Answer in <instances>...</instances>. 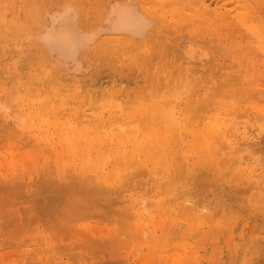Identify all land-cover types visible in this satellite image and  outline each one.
Segmentation results:
<instances>
[{"label": "bare ground", "instance_id": "obj_1", "mask_svg": "<svg viewBox=\"0 0 264 264\" xmlns=\"http://www.w3.org/2000/svg\"><path fill=\"white\" fill-rule=\"evenodd\" d=\"M156 1L157 2L161 1V2H159V4L162 3V4H160L161 6L159 4L157 5V7L160 6L161 11H162L161 7L166 5L165 4L166 2H169V4H170V5L169 4L167 5L168 7L170 6V9L166 8V6H164L166 8L164 13H163L164 18L166 17L165 14H167V12L170 10H171V13L173 14V15H171V17H174L175 12H176L175 13V16H176V14H178V12L180 11V9H178V8H171L173 4H175V3L177 4L178 0L177 1H175V0H155L154 2H156ZM170 1H173V2H171L172 4L170 3ZM180 1H183V0H180ZM191 1H194V2L196 1L195 3H198V5L200 4V6L196 9H194V11L186 13V15L191 18V20L194 17L200 18L201 16H204L207 14H213L212 19L219 22L222 20V18L220 20L219 17H223L224 14H228V13L231 14L232 12H234V14H232V15L235 16V18L237 19V22L239 21L244 26V28L250 30V32L252 33V35L254 36V39H255L254 44H255L256 49L261 51L262 55H264V23H261L262 21H264V8H262V6H264V5L260 6V8H262V13L260 12V14L262 16L261 15L259 16V13L257 12L258 15L256 14V16L254 17L253 14H251L253 12H251L250 8H252V9L257 8L256 6L252 7L255 5V3H254L255 0L251 1L254 4V5L251 4V6L247 5V3H244L245 0H237V3H234V1H232L235 4V6L228 5L229 7H231L229 9L227 8L228 7L227 4H229L230 1L221 2L222 0L221 1L219 0V2H217V3L221 2V4H216L215 0H191ZM191 1L189 0V2H188V0H187L186 3H184V1H183V4L181 3V5H184V4L186 5V4L190 3ZM259 1L260 0H258V2ZM2 2H4V0L1 1L0 4ZM152 2H153V0H152ZM249 3H250V1L248 0V4ZM178 4L180 5V2H178ZM215 4H216V6L213 8L212 5H215ZM234 4H232V5H234ZM64 5H65V3H64ZM64 5L62 6L63 9H60V10L57 9V10H54V12L52 14L50 13L51 15L49 16L48 23L47 24L44 23L45 25L43 24L44 25L43 28L42 29L40 28L41 30L38 33L33 32L32 27L30 26L31 22L27 23V24H22L19 21V19H17L18 17L16 18L18 10L17 11H16V9L13 10L14 9L13 8L12 10L16 12V15L14 14V16H11L12 18L15 17V22H16V20L18 22H20L19 24L16 22V24H17L16 26H15V23H12L8 20V18L12 19L11 17H8L6 15L8 18L7 19L4 18V14H2V11L4 13H6L4 11L6 9L5 8L3 9L4 6L2 7L3 10L1 9V12H0L1 13L0 14V46L1 47L2 46L6 47V45L11 44V43H17V41L20 38L22 33H30L32 31L33 35L32 36L30 34H28V35H30L32 37V38H30V40H31V43H33V46L37 49L36 51L39 52V54H44L45 55L44 57L45 58L48 57V58H46L48 60L51 58L54 62L53 64H48L47 63L48 61H47L44 64L40 61V63L32 62V64H30L31 62L26 61L28 63V65L30 64L29 67H31V68H28L27 65H24L22 63L24 66L21 65V67H20L18 79L16 78V81L13 85V86H15V88L12 86L15 89L14 91L9 90L6 92V89L9 86H5V85L3 86L4 81L3 80L0 81V131L2 132L4 130L5 131L4 133L7 132L6 135L8 134L7 136H5V134L2 133L4 139L7 137L6 139H9V141L12 142L11 139H13L15 137V135L22 134L23 135L22 137L26 136L24 139H26L27 137L29 138V139L27 138L28 143L26 142L25 143L26 145L27 144L29 145V141H30V145L33 143L34 145L36 144L38 147H41L40 149L39 148L33 149L34 147L35 148H37V147L36 146L33 147V144L30 147L27 146L29 148V150H30V148L33 147L30 151L29 150L27 151V154L24 151L18 152V151H15L13 149L10 151L7 150L8 153L11 155V157L10 156L4 157L5 156L4 151L6 149L2 152L4 154L3 158H5V159L3 160L4 161L3 162L1 160L2 157L0 158V166L6 162L5 164L8 167L7 166L5 167V165H4V167L2 166V168L0 170V199L8 197L10 194H14V193L17 194L18 191H21L19 193H22L23 191L21 190V188L17 187V184H18L17 181L20 182L19 179L23 178L24 180H21L20 183L24 182L23 184L25 187L29 186L30 181L32 183V180H31L32 179L31 178L32 171L34 169L36 171V168H37V170H38V168L42 169V167L48 169L49 166L47 167L46 165L50 160H53L52 158H54V160L49 162V163L53 164L55 162L53 165L55 166L56 174H58V178L61 180L64 179L63 173H65V170H64L65 166L68 164H73V165L75 164V166L79 168V169H77L78 175L80 174L81 176L82 175L84 176L85 172H90L89 175H88V173L87 174L85 173L86 176H84V177L87 178V175H88L87 181L85 180L86 178L82 179V177L80 175H79V179H81V180H79L78 177H76L77 176L76 175L75 176L76 179L73 177V179H71V181L69 183H66V184L64 183V185L60 184L62 186H59L58 190L56 189V192L62 193V195H59L56 197L53 195L47 196L46 198H47V200L49 199L48 203L50 204V206H47V208L49 207L52 209L51 210V211H53L52 214L57 213L59 215V217L61 216L60 217L61 222L65 221L68 223V221H69V226H74L76 229L71 228V227H70L71 229L67 228V229L71 230V231L68 230L69 231L68 233L72 232L73 235L72 234L71 235L74 236L77 241L79 240L80 243L84 244V245H82V246H84V249H86V247L88 246V248H90L91 250H92L91 247H93V245H91V247H89L90 245H88V244H90V242L92 244V242H93V240H91V238H94V236L91 237L92 235H95V237H96V235L97 236L99 235L102 237V240L105 236L110 237V239L111 238L114 239V238H116L117 235H119L118 232H116L117 235H115L114 230H112L114 233L111 231L110 233H107V235H108L107 236L106 233L104 232V229L100 225L95 224L96 225L95 227L98 226L97 227L98 229H97L95 227L93 228V225L90 226V223H89V228L85 229V228H83V225H82V227H79V229H78V227H77L78 222L76 225V224H73L76 221H74V222H71V221L73 219H76V216H77V220H78L80 215L87 213L88 210H89V213H92L93 211L95 212V210H96V214L98 212L103 213L105 216H107L109 214L107 216L108 219L110 217L113 218V216H115V215L116 216L114 218H116V219L121 216L120 217L121 220H124L125 223L129 222V225L127 223L126 224L130 227L124 226V228L125 227L129 228L128 231H130L131 236L129 235L130 236L129 240H127L128 235H127L126 241H125V239L124 240L122 239L123 245H122V242H121L122 240H121V241H119V242H121L120 246L118 243H112L111 244L112 246H110V247L114 246V248L118 247L121 249H122L121 245L124 248L127 247V248H125V250L126 249H127V251L129 250V256H132L134 259L137 258L136 255H139L137 253V251H139L138 248L142 247V248H145V250L147 249V251L142 253V255L140 254L141 258L138 257V258H140L139 263H141L143 260H145L142 262V264H151L153 262L154 263L157 262V261L156 262L152 261L151 258L153 256L155 257V254H156V256L160 255L159 253L158 254L156 253L159 251L157 247L161 245L160 241L164 240L167 242V240L164 239V237L166 236L165 233H167V235L169 237V240H168L169 244H171L173 241H175L174 238H176V237L173 236L174 237L173 238L171 236V234H173L171 228H173V225H174V224L171 225L172 223H175V225H176L177 224L176 222L182 223V221L190 222L191 220H193V223L188 224L189 226L186 225L187 227L192 226V231H193V229L196 228L193 225L195 223H198V222H196L197 220L201 222V224H202L201 226H204L205 225L204 223L207 221L208 217L212 218L216 215V219H220L222 217L221 215L224 214V213H221V211L225 212V214L223 216L228 217L227 220L233 216L236 220L237 216H240L239 215L240 213L237 216L236 215H231V217L227 216L233 212H235V214H237L238 212L236 213L235 210L231 211L232 209L228 212V209L230 208V206L227 205L226 202L221 200L219 197H216L217 196L216 193H215L216 194V196H215L213 191L207 190L209 185H207L205 177H203L202 175H199V173H197L196 171H195L196 174L193 173V171H191L192 174L195 175L196 178H194L192 174L189 175L187 173V169L189 167H187V165H186L189 163H186V162L189 161L188 158L191 157L192 154H194V151H197V150L199 151L200 148H202V150H204L203 148H206V150L209 152V154H208L209 160L212 161L211 158H215V157H217L216 155H220V154L225 155L226 157L229 156V159L231 157V159L234 160V163H233V160L231 161V165H232V163L234 165L232 167L233 169L235 167V169H237V171L243 172V173H240L242 176H244L245 173H249L248 175L253 179V181L255 183L260 184V185L264 184V177H262V174H264V170L259 171V173H255L256 171L259 170L258 166L260 165V162H255L254 158L252 157V153H251L252 150H250V149L254 148L255 144L258 143L256 139H258L259 137H262L261 135H258L259 133L261 134V132H258V130L262 127H260L259 129L257 128V130H256L255 124L254 123L250 124V121H251V119H253V117L248 120L247 116H245V114L248 115L246 113V111L249 109L251 110V108L249 106L245 107L246 109H244L243 114L246 117L244 119H247V120H241V124H240V126H238V122L233 121V117L235 118V116L232 115V113L240 108L239 103L234 102L232 98L228 99V97L225 95L221 98L216 99V100L213 98H212L213 100H211V98L208 99V96H203V97L199 98V100L202 103L209 101L208 104L206 103V105H209L210 108H211V106H213V105L216 106L217 104L219 106L214 107L212 110H209L210 111L209 113L200 114L197 117L194 116L193 112L196 111L195 107L194 108L192 107L191 102L189 101L188 98H186V96L182 97L183 95H186V94L184 93L183 90L178 88L180 86V84L178 83L179 78L177 81H174L175 86L171 85V82H169V83L163 82V80H166L167 75H165L164 78L161 77V75H159V74H161L160 72L162 70H160L158 66H152L153 62L151 63V61H149V59H146L145 55H142V53L140 54L138 52L137 53L129 52L132 49H135V44H137L135 37L143 36L153 22V19L151 20L152 17L150 18L148 16V13L143 8L139 7V5L136 3H132L131 0L130 1L129 0H123L121 2L115 0L113 3L110 4V7H108L107 11L105 12L103 19L101 18L100 22H98V23H95V21H94L95 24L91 25L90 27L83 26L79 21H77L76 16H75L77 13L75 14L74 13L75 10H72V8H73L72 5L67 4V3H66L65 7H64ZM24 6H22L20 8H24ZM186 6H188V5H186ZM31 7L33 8V5H31ZM151 7H153V6H151ZM155 7L150 8L151 11H153L155 9ZM188 7L192 9V6H188ZM8 8H9V6H8ZM25 8H27V7H25ZM28 8H30V7H28ZM186 8L187 7H185V11H187L189 9V8L188 9H186ZM31 9L29 10V12L31 11ZM25 10L27 11L28 9H25ZM183 10L181 12V15H183L182 13H184ZM235 10H236V13H235ZM33 11H35V10H33ZM33 11H32V13H34ZM156 11H159V10H156ZM12 14L13 13H10V15H12ZM26 14L29 16L28 11L26 12ZM179 15H180V12L177 15L178 16L177 19L180 17ZM184 16H185V13H184L183 17ZM257 16L259 17V19ZM215 17H217V18L215 19ZM260 17H261V19H260ZM199 18H195L196 20L194 19L192 21L199 20L200 23H202V21ZM224 18H226V17H224ZM184 19H186V17H184L183 20ZM206 19H208V17ZM233 19H231L232 20L231 21L228 17V20L233 22V23H230L232 29H233V27L238 28V26H234L235 24H234ZM37 20H39V19H37ZM161 20H163V19H161ZM260 20H262V21H260ZM176 21L177 20H175V24L177 23ZM28 22H29V20H28ZM171 22H173V21L171 20ZM209 22H208V24H209ZM214 22L215 21H213V23ZM230 24L227 27L228 29L230 28ZM169 26H168V28H169ZM184 26H186V25H184ZM204 26H205V24H204ZM212 26H215V25L212 24ZM198 27L199 26H197V27L194 26L193 28H195L196 31L198 32V30H199ZM227 28L222 27L221 29L223 31V29L226 30ZM217 30H218V28H217ZM231 30H230V32H231ZM236 30L238 31L239 29H236ZM240 30H242L241 27H240ZM106 31L111 32V33L106 34V35H102V38L99 40L98 43L99 44L104 43L105 45H108L109 47H113V49L116 52H124L125 53L126 51H128L129 53H131V54H129L131 57L130 56H127V57H130V60H131L130 62H132V65H135L136 68L140 69L141 74H142L141 80H143V82L145 81V83L147 81H151V86H153V88H151V87H150L151 89L148 88L147 92L149 93V95H151L152 102L144 99L145 97L148 96L147 94L146 95L141 94V93L138 94V93H135L134 91L127 90L123 86H119V88H116V89H110V88L99 89L98 87H96V88L92 87V83H88V86L85 87V85H87V84H82V82H81L82 77L78 78V81H77L78 83L79 82L81 83V86L77 85L76 81L66 82V81H64V79L62 81L61 77L58 78L59 80L55 78V77H57V74H58L57 73L58 71H56V70H61L60 68H62L63 70L68 69L69 72L70 71H80L85 52L88 51L91 48V46L97 41L100 34L106 32ZM206 31H208V30L206 29ZM232 31H234V30H232ZM197 34H199V32ZM243 34H245L244 31L240 35H243ZM28 35H26V36H28ZM240 35H239V37H240ZM245 35H246V37L248 36V34H245ZM198 36H201V33ZM239 37H238V39H239ZM248 38L251 39L250 35L248 36ZM232 39H234V38H232ZM243 40L246 41V44L250 43V41L247 38L243 37L241 42L244 43ZM189 41H191V40H189ZM221 41H222V39H221ZM247 41H249V42H247ZM155 42H156V40H155ZM238 42H239V40H238ZM230 45H233V47H234L233 49L236 50L235 43L234 44L231 43ZM245 46L246 45L244 44L243 47H245ZM251 46H252V44L248 47L246 46L245 48H247L249 50V48ZM17 47L18 46L16 45L15 48H17ZM156 47H157V45H156ZM206 47L207 46L202 47L200 44L194 43V42L188 43L187 47H185L183 50L181 49V52L179 53V54L182 53L183 58H182V60L181 59L179 60V62H182V63L177 66L178 70H182V71H183V69L185 70V77H186V79H188V85H191V84L196 85L200 88V90H202V89L204 90V86H203L204 84L202 83V81H198L199 76L197 77V75L195 74V71H194V64L195 63L194 62L196 60H198V61L202 60L203 58H205L207 56V54L210 53V52L208 53V51H207V50L210 51V49H207ZM237 48H239V46H237ZM247 49H245L246 50L245 52H247ZM238 50H240V48ZM250 50H251L250 53L252 51L255 52V48H253V47ZM213 51H211V52L213 53ZM256 52H258V51H256ZM256 52L254 53L255 55L252 52V55H253L252 57L257 56ZM10 53H11V51H10ZM248 53H249V51H248ZM0 54L4 55L5 53H0ZM257 54H259V52ZM212 55L214 56V54H212ZM34 56L37 57L36 55H34ZM220 56H221V54H220ZM20 57H22V56H20ZM152 57L153 56H151V58ZM259 57H261L260 54H259ZM8 58H9V56H8ZM39 58H42V57L39 56ZM39 58H37V60H40ZM207 58L208 57H206L205 59L207 60ZM4 59L1 61L3 62ZM13 60H15V59H13ZM122 60H123V58H122ZM150 60H152V59H150ZM257 60H259V58ZM218 61H220V60L218 59ZM43 62H44V60H43ZM49 63H51V62H49ZM241 63H243V62H241ZM11 64H12V62H11ZM13 65L14 64H12V67H14ZM249 65H251V64L248 63L246 65V67L250 68ZM262 65H264V63H262ZM262 65H260V66H262ZM7 66L5 65L6 68H7ZM55 67H57V68H55ZM255 67L257 68V64ZM1 69H3V68H1ZM10 69H12V70H10V71H12V74L13 73L17 74V72L15 70L13 71V68H10ZM158 69H159V74L157 73ZM250 69H252V68H250ZM258 70H259V68H258ZM246 74H247V71H246ZM152 75H155V76H152ZM237 75H235L236 79L238 76L240 77L241 74L238 76ZM13 76H14V74H13ZM128 76H130V75H128ZM235 77H234V81L232 80L233 77H232V79L230 77L229 78H230V80H232L236 84L237 80L235 79ZM247 78H249V77H247ZM259 79L264 81V76H262V74H261ZM227 80H225V81H227ZM182 81H184V78H182ZM215 81H216V79H215ZM41 82H43V85L40 84ZM220 82H221V80L217 81L216 84H219ZM227 82L226 83L222 82L223 86L227 87L228 86ZM222 83H220V85H218L217 87L215 86V89L223 92L224 90L221 88ZM230 83H232V82H230ZM38 84H40L42 86L38 87ZM110 84L112 85V83H110ZM249 84H251V82ZM249 84L246 83V86H249ZM238 85L240 86L241 84H238ZM253 85H254L253 90L254 91L256 90L255 89V83L250 85L249 90L253 91L251 89V88H253L252 87ZM146 86H147V84H146ZM261 86H264V85H261ZM16 87H17V89H16ZM241 87H243V85H241ZM156 88L158 90H155ZM218 88H221V89H218ZM232 88H234V87H232ZM262 88H264V87H262ZM235 89L238 91H236ZM234 90H235V92L240 94V96L242 94L246 95V93H248L247 89H246L247 92L245 90V93H240L241 89H237L236 87L234 88ZM2 91H4L5 93H3ZM10 91H11V93H10ZM242 91H244V90H242ZM254 91L252 93H254ZM221 92H220V94H221ZM158 94L161 95L162 104L164 106H166L165 105L166 102H169L168 107L162 108L160 106L161 104L158 105L159 102L155 101V98H154ZM220 94H218V95H220ZM211 95H213V96L215 95L214 91L210 92L209 96H211ZM254 96H256V95H254ZM253 97H251V98L254 99L255 97L254 98ZM256 97L258 98V95ZM131 98H133L132 102L130 101ZM245 98H247V96ZM125 100H127V101H125ZM254 101H256V100L254 99ZM224 102H226V106H225ZM245 103H246V101H245ZM261 104L262 103L260 101L254 103L252 105V108H254V109H252V110L256 109L260 113H264V105L261 106ZM182 105H184V107H182ZM206 105H203V106L206 107ZM175 111L178 112L177 116H175V113H176ZM250 112L251 111H249V113ZM243 114H242V116H243ZM239 115H241V114H239ZM157 119H160L161 121L166 123V127H167L166 131L168 132L167 135H163L165 130L162 129L164 131L163 132L161 129H159L158 124H157ZM258 120L259 119H257V121ZM261 121H264V120H260L259 122L261 123ZM262 129H264V128H262ZM10 134L13 138L8 137V136H10ZM14 139L17 140V136ZM18 139H19V137H18ZM19 140L22 142L21 139H19ZM259 140L261 143L262 138H260ZM9 141L7 140L8 144H10ZM17 141H14V142H17ZM31 141H34V142H31ZM262 141H264V140H262ZM14 142L11 143V145H13ZM8 144H7V146H8ZM14 145L17 146L16 144H14ZM18 145H19V143H18ZM24 146H21V148L18 147L17 149L23 150ZM42 148L44 150H46V149L49 150V152L46 151L48 154V159L51 158V159L47 160L48 162L46 161L47 154H46V152H43ZM0 149H1V151L3 150L2 148H0ZM224 149H227V151H225ZM38 150L40 152L42 151L43 154L41 155ZM14 152L16 153V155H12V154H14ZM35 152H37L38 154ZM31 153H33V154H31ZM51 153H53V155H51ZM185 154H186V156H185ZM26 155H28V157H26ZM44 155H46V156H44ZM179 155H181L182 158ZM43 156L46 159H44ZM50 156H52V157H50ZM201 156L199 155V157H201ZM174 157L176 159L175 160L176 162H178L177 159L180 161L179 163H177L179 170H178V172L176 171V173H178L177 174L178 176L177 175L172 176L173 173L171 174V169H173V163H175ZM40 158H42V160H44V161L41 160L43 162V165L45 164V161L47 162L45 164V166L42 165V162L41 163L39 162ZM180 159L185 160L186 162L181 161ZM200 159H202V158H200ZM196 162L198 163L197 160H196ZM38 166H40V167H38ZM17 168H19V169H17ZM71 169L72 168H70V170ZM134 169H137L138 172L141 171L140 172L141 174H139L140 176L142 174L145 175L146 173L151 175L150 176L147 174V176L151 178V179L149 178V182H151L152 184L153 183L156 184V185H152L151 183H149L152 185V186L150 185L151 188L154 186L153 187L154 193L152 194L153 196L151 195L152 198H154V201L149 202V203H147V202L145 203L144 197L141 196L139 198L138 195L136 196V193H134L135 192L134 190L131 191L132 194L130 192L128 193V190H129L128 187L130 185V182L132 179H135V177L133 175ZM11 170H16V171H14V173H12ZM142 170H144V171H142ZM227 170L228 169H226V171ZM232 170L230 169V172H229V170L227 172L231 173ZM91 172L93 173V177H94L93 181H95V184H96V182L98 183L96 185H94V182L91 181L92 179L91 180L89 179ZM44 174H45V172H44ZM186 175H189V177ZM242 176H239L238 178H241ZM249 176H247V177L250 179ZM60 177H62V178H60ZM27 178H28V180H26ZM186 178H189V179L191 178L190 181H192V182H190L187 179L190 182V183H188ZM197 178L198 179L201 178V180L200 179L198 180ZM52 179L50 176L49 178L46 179L45 182H43L44 183L43 188L45 187V189L48 190L49 192H50L49 188H51V186H53V184H54L51 182ZM152 179L154 180V182L151 181ZM192 179L194 181L197 180V183L201 181V183H198L200 186L206 185V188H202L203 192H201L202 191L201 187H198V188H200L199 191H198V189L193 190V188H192L193 186H195L194 188H197V186H199V185L196 184V182H195V184L197 185L196 186L193 183L194 181ZM54 180H56V179H54ZM90 181H91V183H90ZM246 181H244V182H246ZM202 182L203 183L205 182V183L203 184ZM139 183H140V181H139ZM189 184H191V185H189ZM134 185H136V184H134ZM188 186H190V187H188ZM115 187L119 188L118 193L121 196L124 192H127L126 194H129L130 196H128L126 199H124V197H123L124 195L122 197L118 196L117 197L118 199L111 197L110 193H115L116 190L118 191V189L115 190ZM240 187H241V185H240ZM56 188H57V186H56ZM133 189H134V187H133ZM146 189L149 191L148 188H146ZM53 190L54 189H52V191ZM147 190L144 192H147ZM204 190H205V192H204ZM52 191H51V193L54 192V191L53 192ZM151 191L147 192V193H144V192L143 193L144 194H149V193L151 194ZM206 191H208L207 194H206ZM240 191L242 192L243 190H241V188H240ZM81 192L85 193V194L91 193L90 194L91 197L89 195H87L88 198L86 196H84L86 198L80 197V195L78 196V194H80ZM194 192L198 193L199 197L201 195L202 196L204 195V198H202V197L200 198V200H202V201L199 200L200 202H198L197 200L195 201L193 199L194 197L190 193H194ZM19 193H18V195H19ZM92 193H94L98 196L94 197V195H92ZM200 193H202V194L200 195ZM104 194H105L106 198L103 196ZM107 194H109V196ZM126 194H125V196H126ZM238 194L240 195V193H238ZM101 195L103 197H101ZM195 195H197V194H195ZM206 195H207V198H206ZM244 195L246 196L245 192H244ZM21 197H23V196L21 195ZM100 197L105 198V200L101 199ZM109 197H111V199ZM199 197L196 196L195 198L198 199ZM106 199H108V200H106ZM203 199L205 200L206 203L203 202ZM210 199H212V200H210ZM109 200H114L115 204L113 201H109ZM117 200H118V203L116 202ZM207 200H209V201H207ZM103 201L105 202L104 204H103ZM99 202H100V205H102V206L97 205V204H99ZM108 202L111 204L109 205ZM112 202L114 205L112 204ZM125 202L127 204H125ZM253 202H254L253 203V205H254L256 202L255 201H253ZM106 203H107V206L109 205V207L110 206L112 207L113 212H112V209H110L111 212L113 213L112 215H111V212H108L110 210H108L106 207L103 208V205H106ZM207 203L211 204L210 208H208ZM60 205H61V207H60ZM119 205H120V207H119ZM115 206H117V207L115 208ZM123 206L125 207L126 212H124L122 215H118L117 214L118 209L119 208H120L119 210L124 209ZM255 206H258V205L256 204ZM258 207L262 208V207H264V205H259ZM218 208L221 209V210L220 209L218 210L219 212L216 211ZM103 209L106 211H104ZM85 210H86V212H85ZM262 210H264V208H262ZM41 211H45V209L44 210L41 209ZM80 211L83 213L81 214ZM213 211H214V213H213ZM94 212L92 214H95ZM215 212H216V214H215ZM49 213H51V212H49ZM76 213H78L80 215H78ZM218 213H220V214L218 215ZM57 214H55V215H57ZM75 214H76V216H75ZM46 215H47V213H46ZM217 215L221 216V217L218 218ZM69 216L71 219L69 218ZM42 217L43 216H41V219H42ZM98 217H99V215H98ZM67 218H69L70 220H67ZM168 218L171 219L170 222H168V220H169ZM211 218H210V220H208L209 222L207 221L208 223L206 225L210 224L212 221L215 220L214 218L213 219H211ZM125 219L127 221H125ZM222 219L224 221V217ZM172 220H175V222ZM244 220H242V221H244ZM79 221H80V219H79ZM232 222L233 221L231 220V223ZM167 223H169V225H171V226H169ZM180 223H179V225H183ZM228 223L230 224V222H228ZM234 223H236V221ZM242 224H244V223H242ZM66 225H68V224H66ZM86 225H88V224L86 223ZM86 225L84 227H88ZM175 225H174V227H175ZM195 225L197 226V224H195ZM220 225H222V226H220L221 229L216 227L217 229L215 228L216 230H213V232L215 231V232L221 233L223 231L222 227L224 228L225 226L221 223H220ZM99 226L101 229L99 228ZM183 226H185V225H183ZM210 226L212 227V226H214V224L211 223ZM210 226H207V228L210 229L211 228ZM243 226H245V225H243ZM243 226L241 225L239 227L240 229L236 228L237 234L235 233L236 235L241 234L239 237H240V239L242 238L241 242H244V244H243L244 246H242V247H244L243 248L244 252L243 251L241 253L238 252V254L240 255V256L238 255L239 256L238 264H244V263H246V264L252 263L253 264L255 262V260L253 261L252 259H254L255 257L258 258L259 256L257 257L253 254L254 256H253V258H251L252 256L248 257L245 253H247V251H249L248 254H250V252L252 253V251L254 250L252 248V246L256 245V247L259 248L261 246V244L259 242L253 243L254 241H256V237H254V238L252 237L253 239L250 237L253 240V242L250 240V242L247 243L249 241L248 236H251V235L247 236L245 233L243 234V231H244ZM50 227H52V226L50 225ZM182 228H184V227H182ZM232 228H233V226H232ZM249 228H250V226H249ZM197 229H199V227ZM234 229H235V227H234ZM230 230H232V229H230ZM230 230L228 232H231ZM249 230H252V227ZM166 231H168L170 233H168ZM186 231H187V229H186ZM192 231L188 230L187 234L186 233L184 234L185 236L186 235L187 236L186 237L183 235L182 236L187 239V237L190 236L189 235L190 232L192 233L191 237H194L195 233L199 232L198 230H195V232L194 231L192 232ZM203 231H205V230H203ZM17 232H19V231H17ZM124 232H125V230H124ZM209 232H211V231H209ZM183 233H184V231H183ZM200 233H203V232L200 230ZM250 233H251V231H250ZM87 235H90L89 236L90 239L87 237ZM216 235H217V233H216ZM216 235H215V238H217ZM227 235H229V233L226 234V236ZM256 235H259V234H256ZM229 236H231V233ZM47 237H50V236H47ZM101 237H99V238H101ZM106 237L104 239H106V242H107ZM203 237H206V236L204 235ZM231 237H228V238H231ZM161 238H163V239H161ZM243 238L245 240H243ZM71 239L73 240L72 237H71ZM183 239H182V241H184ZM95 240H97V239L95 238ZM100 240L101 239H99V241ZM103 241H105V240H103ZM179 241L180 240H178L176 242V245L179 244ZM189 242L191 243L190 240H189ZM228 242H229V240H228ZM251 242L253 243V245H251L250 250H248L249 244ZM37 243H39V242H37ZM226 243H227V241H226ZM71 244H72V242H71ZM93 244L95 246L96 242ZM99 244H101V243H99ZM117 244H118V246H116ZM124 244H127V245L124 246ZM203 244H205V243H203ZM235 244L236 243H234V245ZM49 245H50V242H48L46 247H48ZM69 245H70V243H69ZM163 245H165V244L162 242V245L160 247H162ZM186 246H187V244H186ZM188 246H190V245H188ZM235 246H234V248H235ZM164 247L167 249L166 245ZM94 248L95 247H93V249ZM180 248L181 247H177L176 250L174 248L172 250L171 254H168V256L165 255L167 258H169L171 264H184V263H186L187 258L189 257V254H188L189 251L187 250V248H189V247H185L183 250ZM203 248H204V245H203ZM70 249H71V247H70ZM166 249L161 248L162 252L161 251H159V252L164 255L163 250L166 251ZM262 249H264V248H262ZM33 250L34 249H32V251ZM241 250H239V251H241ZM49 251L50 250L45 251L43 253V256L44 257L47 256ZM219 251H221V250H219ZM257 251H259V249H257ZM32 254L36 255V253H34V252ZM50 256H52V255H50ZM246 256L248 257V259L251 258V260L253 262H250V261L246 262L245 261ZM154 257H153V259L156 260L157 257H155V258ZM6 259L3 258V261H2V259L0 257V264H5L6 262L8 264V259L7 260ZM162 259H164V256L162 257ZM258 260L261 261L262 259L259 258ZM258 260H256V261H258ZM132 261L133 260H131L130 264H133L134 261L133 262ZM9 262H10V260H9ZM48 262L49 261L46 260L45 264L50 263V262L49 263ZM62 262H64V261H62ZM261 262H264V261H261ZM259 263L257 262V264H259Z\"/></svg>", "mask_w": 264, "mask_h": 264}, {"label": "rangeland", "instance_id": "obj_2", "mask_svg": "<svg viewBox=\"0 0 264 264\" xmlns=\"http://www.w3.org/2000/svg\"><path fill=\"white\" fill-rule=\"evenodd\" d=\"M1 1H3V0H0V2ZM114 1L115 0H64V1L63 0H16V1L15 0H4V2H2L3 4L2 3L0 4V12H1L2 7L4 6L3 9L5 8L7 11L4 10L6 13H4L2 11V14H4V18L7 19L8 17L14 16V14L16 15V12L13 11V10H15V9H16V11L18 10L16 18L18 17L17 19H19V21L22 24H27V23L31 22L30 26L32 27L33 32L34 33H36V32L38 33L43 28V26L48 23L49 16L54 12V10L63 9L62 6L64 5V3H65L64 7L66 6V3L73 6L72 10H75L74 11L75 14L77 13L75 15L77 21H79L83 26L90 27L91 25L100 22L101 18L103 19L104 15H105V12L107 11L108 7H110V4L113 3ZM117 1L121 2L123 0H117ZM131 1H132V3H136V4L139 5V7L143 8L148 13V16L150 18L152 17L151 20L153 19V22H152L151 26L149 27V29L146 31V33L143 36L135 37L137 44H135V49H132L129 52H131V53H133V52L137 53L138 52L140 54L142 53V55H145L146 59H149V61H151V63L153 62L152 66H158L159 69L162 70V71L160 72L161 74H159V69H158L157 73L159 75H161V77H163V78H164L165 75H167L166 80H163V82H166V83L171 82V85L175 86L174 81H177L178 78H179L178 83L180 84V86L178 88L183 90L184 93L186 94V95H183L182 97L186 96V98H188L189 101L191 102L192 107L193 108L195 107L196 111L193 112L194 116L197 117L200 114L209 113L210 112L209 110H212L214 107H218L219 106L217 104L216 106L213 105L210 108L209 105H206V103L208 104L209 101L202 103L199 100L200 97L208 96V99L211 98V100H213V99L216 100V99L221 98V97H223L225 95V96L228 97V99L232 98L234 102L239 103V107L240 108L232 113V115L235 116V118L233 117V121H235V122L237 121L238 122V126H240L241 120H247V119L249 120V119H251L253 117V119H251V121H250V124L254 123L255 126H256L255 127L256 130H257V128L259 129L260 127L264 128V121H261L262 124L259 122L260 120H264V113H260L256 109L252 110V109H254V108H252V105L254 103H256V102L260 101L262 103L261 106L264 105V88H262L264 86H261V85H264V81L259 79L261 74H262V76H264V65H262V63H264V55H262L261 51L256 49L255 44H254V40L255 39H254V36L252 35V33L250 32V30L244 28V26L239 21L237 22V19L235 18V16L232 15V14H234V12L231 11L232 12L231 14L228 13V14H224V16L222 15L223 17H219L220 20L222 18V20L219 21V22L212 19L213 18V16H212L213 14H207V15L201 16L200 18L199 17L192 18V20H194L195 18H199L202 21V23H200L199 20L192 21L191 18L186 15V13L192 12V11H194V9H196V8H198L200 6V4L198 5V3H195L196 1L194 2V1L190 0L192 3L190 2V3L186 4L188 6H192V9L189 8L188 6H186L185 4L181 5V3L183 4V1H184V3H186L187 0H183V1L178 0V2H180V5L178 4V2H177V4L176 3L173 4L171 8L180 9V11H179L180 12V15H179L180 17L178 19H177V17H178L177 15L179 14V12H178V14H176V16H175V13H176L175 12L174 13V17H171V15H173L171 13V10L168 11L167 14H165V16H166L165 18L163 17V13H164L165 9L166 8L170 9V6L169 7L167 6L169 4V2L165 3L166 5H164V6H166V8L162 5L163 7H161L162 8V11H161L160 10V6H161L160 4H162V3L159 4V2H161V1H159V2H157V1L154 2L155 0H153V2H152V0H131ZM175 1H177V0H175ZM227 1H230L229 4H227V6L228 5L235 6L234 3H237V0H222L221 2H227ZM232 1H234V3ZM249 1H250L249 4H248V0H245L244 3H247V5L251 6V4H253V2H251L252 0H249ZM171 2H173V1H170V3ZM188 2H189V0H188ZM215 2H216V4H221V2L217 3V2H219V0H215ZM254 3H255V5L253 4L254 6H252V7L256 6L257 10L255 8L254 9L250 8L251 12H253L251 14H253V16L255 17L256 14L258 15V13H259V16H260L261 15L260 12L262 13V8H264V6H262V5H264V0H260L259 2H258V0H255ZM30 4L33 5L34 9L31 7ZM158 4L160 5L159 7H157ZM216 4L212 5V7L214 8L216 6ZM232 4H234V5H232ZM21 5L22 6L25 5L24 8L27 7L25 9H28L27 11H28L29 16L26 14L27 11L24 8H20V7H22ZM8 6H9V8H8ZM151 6H153V7H151ZM260 6H262V8H260ZM28 7H30V8H28ZM154 7H155V9L154 10L152 9L153 11H151L150 8H154ZM185 7H187L186 9H188V8L189 9L187 11H185ZM227 8L229 9L231 7L228 6ZM30 9H31V11H30L31 13L29 12ZM33 10H35V11H33ZM156 10H159V11H156ZM182 10L185 13L184 17H186L187 20L186 19L183 20L184 13H182L183 15H181ZM32 11L34 13H32ZM10 13H13V14L10 15ZM235 13H236V10H235ZM207 17H208V19H206ZM224 17H226L227 19L224 18ZM228 17H229L230 20L234 18L233 20H234V24L235 25L234 24L233 25L234 26H238V28L237 27H233V29H232L230 23H233V22H231L232 20L231 21L228 20ZM216 18L217 17H215V19ZM37 19H39V20H37ZM161 19H163L164 21L161 20ZM258 19H259V17H258ZM260 19H261V17H260ZM8 20L10 22H12V23H15V26L17 25L16 22L18 24L20 23L17 20L15 22V17H13L12 19L8 18ZM28 20H29V22H28ZM171 20L173 22H171ZM175 20H177L176 24H175ZM94 21H95V23H94ZM213 21H215V22L213 23ZM260 21H262V20H260ZM208 22H209V24H208ZM261 23H264V21H262ZM204 24H205V26H204ZM212 24L215 25V26H212ZM229 24H230V28L228 29L227 27L229 26ZM184 25H186V26H184ZM168 26H169V28H168ZM194 26L195 27H197V26L200 27V28L198 27V29H199L198 32H199V34L201 33V36H198L199 34H197L198 32L196 31L195 28H193ZM221 26L224 27V28H227V29L226 30L223 29V31H222V29H221L222 27ZM240 27H241L242 30H240ZM217 28H218V30H217ZM206 29L208 31H206ZM231 29L234 30V31H232ZM236 29H239L240 31L239 30L237 31ZM230 30H231V32H230ZM243 31L245 32V34H248V36L250 35L251 39L248 38V36L246 37L245 34L240 35V34L243 33ZM33 32L31 31L30 33H22L20 38L18 39L17 43L8 44V45H6V47L5 46L4 47L0 46V53H5L4 55L0 54V81H2V80L4 81L3 86L4 85L5 86H9L6 89V92L9 91V90H13V91L15 90L14 89L15 86H13V85H14V83L16 81V78L18 79L19 70H20L21 65L24 64V65H27L28 68H31V67H29V65L32 64V62L40 63V61H41L42 63L45 64V62L48 61L47 62L48 64H53L54 63L51 58L49 59L50 60L49 61L48 59H46L48 57L45 58L44 54H39V52L36 51L37 49L33 46V43H31V40H30V38H32L31 36L33 35ZM110 33L111 32H108V31H106L104 33H101L100 36L98 37L97 41L91 46V48L88 51L85 52L84 59L82 61V65H81L80 71H70L69 72L68 69L67 70H63L62 68H60L61 70H56V71H58L57 72L58 74H57V77H55V78L58 79L59 77H61L62 81L64 79V81H66V82H71V81H76L77 82L78 78L82 77V79H81L82 84H87V85H85V87L88 86V83H92V87H94V88L98 87L99 89H104V88L116 89V88H119V86H123L127 90L134 91L135 93H138V94L141 93V94H145V95L147 94L148 96L145 97L144 99L147 100V101L152 102L151 95H149V93L147 92L148 88H150V87L153 88V86H151V81H147L145 83V81L143 82V80H141L142 74H141L140 69L136 68V66L132 65V62H130L131 61L130 60L131 56L129 54H131V53H129L128 51H126L125 53L124 52H116L113 49V47H109L108 45H105L104 43H103L104 45L98 43L99 40L102 38V35H106V34H110ZM25 34L26 35L30 34L31 36L30 35L26 36ZM239 35H240V37H239ZM238 37H239V39H238ZM243 37L247 38L248 40L250 39L249 40L250 41L249 44L250 45L252 44V46L249 48V50L247 48H245V47L246 46L248 47L250 45L248 43L246 44V41H244V40H243L244 43L241 42ZM232 38H234V39H232ZM221 39H222V41H221ZM155 40H156V42H155ZM189 40H191V41H189ZM238 40H239V42H238ZM249 41H247V42H249ZM190 42L198 43L202 47L203 46H207L206 48L210 49V51L207 50L208 53L210 52L206 56V57H208L207 60L205 59L206 58L205 57V58H203L200 61L195 59L196 61L194 62L195 63L194 64L195 74L197 75V77L199 76L198 77V81H202V83L204 84L203 85L204 86V90L203 89L200 90V88L198 86H196V85H192V84L188 85V79H186V77H185V70L183 69V71H182V70H178L177 69V66L182 63V62H179V60L180 59L182 60V58H183L182 53L181 54H179V53L181 52V49L183 50L185 47H187V44L190 43ZM233 42L236 45L235 48H236L237 51L235 49H233L234 48L233 45H230L231 43L234 44ZM244 44L246 45L245 47H243ZM16 45L18 46L17 48H15ZM156 45H157V47H156ZM237 46H239L240 50H238L239 48H237ZM252 47L255 48V52L256 51L259 52L261 57H259V54H257L258 52H256V55H257L256 57H252L253 56L252 52H253V54L255 53L254 51H252L250 53V51H251L250 49ZM245 49H247V52H245L246 51ZM10 51H11V53H10ZM211 51H213V53ZM248 51H249V53H248ZM33 54L36 55L37 57H35ZM212 54H214V56ZM220 54H221V56H220ZM8 56H9V58H8ZM20 56H22V57H20ZM39 56H41L42 58H39ZM125 56L126 57L130 56V57L126 58ZM151 56H153L154 58L153 57L151 58ZM37 58H39L40 60H37ZM122 58H123V60H122ZM258 58H259V60H257ZM3 59H4V61L2 62L1 60H3ZM13 59H15V60H13ZM150 59H152L153 61L150 60ZM218 59L220 61H218ZM43 60H44V62H43ZM26 61L27 62H31V63L28 65V63ZM5 62L6 63L8 62L9 64L8 63L6 64ZM11 62H12V64H14L13 65L14 67H12ZM49 62H51V63H49ZM241 62H243V63H241ZM248 63L251 64V65H249V67L252 68V69L246 67V65ZM4 64L6 66L8 65L7 68L5 67ZM256 64H257V68L255 67ZM260 65H262V66H260ZM1 68H3V69H1ZM10 68H13V71L15 70L17 72V74L13 73L14 74V76H13L12 71H10L12 69H10ZM55 68H57V67H55ZM258 68H259V70H258ZM246 71H247V74H246ZM237 74L240 75V77ZM128 75H130V76H128ZM235 75L238 76L237 79H236ZM152 76H155V75H152ZM229 77L231 79L233 77V79H232L233 81H234V77H235V79L237 80L236 84L232 80H230ZM247 77H249V78H247ZM182 78H184V81H182ZM215 79H216V81H215ZM219 80H221L220 83H222V82L226 83L228 81L227 82L228 86L226 85L227 87L223 86V83L221 84L222 87L220 86L224 90L223 92H221L220 90H216L215 89V86L217 87L218 85H220V83L216 84V82L219 81ZM225 80H227V81H225ZM230 82H232V83H230ZM248 82L249 83L251 82V84H249ZM110 83H112V85ZM237 83L243 85V87H241V85L239 86ZM246 83L249 84V86H246ZM253 83H255V89L256 90L255 91L253 90L254 89V85L252 86L253 88H251V89L254 91V93H252L253 91L249 90L250 89V85H252ZM40 84L43 85V82H41ZM40 84H38V87L42 86ZM146 84H147V86H146ZM77 85L81 86V83L77 82ZM232 87H234V88L236 87L237 89H241L240 93H245V90L247 89L248 93H246V95L242 94L240 96V94L235 92L236 89L234 90V88H232ZM221 88H218V89H221ZM16 89H17V87H16ZM155 90H158V89L156 88ZM210 90L212 92L214 91V93H215L214 96L213 95L209 96L210 92H211ZM242 90H244V91H242ZM247 90H246V92H247ZM236 91H238V90H236ZM2 92L5 93L4 91H2ZM220 92H221V94H220ZM10 93H11V91H10ZM218 94H220V95H218ZM254 95H256V96L258 95V98L256 96H254ZM246 96H247V98H245ZM251 97H253L256 101H254V99H252ZM154 98H155V101L159 102L158 105L161 104L160 106L162 108L169 106V102L165 103L166 106H164L162 104V98H161L160 94L156 95V97H154ZM132 100H133V98L130 99L131 102H132ZM125 101H127V100H125ZM245 101H246V103H245ZM224 104L226 106V102H224ZM203 105H206V107H204ZM246 106L247 107L249 106L251 108V110L249 109V110L246 111V113L248 115L245 114V116H247V119H244L246 117L244 116L243 112H244V109H246L245 108ZM182 107H184V105H182ZM249 111H251V112L249 113ZM175 112H176L175 116H177L178 112L177 111H175ZM238 113L241 114V115H239ZM242 114H243L244 117L242 116ZM257 119H259V120L257 121ZM157 124H158L159 129L165 130V132L162 130L164 132L163 135H167L168 132L166 131V129H167L166 123L161 121L160 119H157ZM262 128H260L258 130V132H261V134L259 133L258 135H261L262 137H259L258 139H256L258 143L255 144L254 148L250 149V150H252L251 153H252V157L254 158L255 162H260V165L258 166L259 170L256 171L255 173H259V171L264 170V141H262V140H264V129H262ZM4 132H5L4 130L2 132L0 131V148L3 149L2 151L0 149V151H1L0 154L5 149L6 150L4 151L5 152L4 153L5 156L2 153L0 155V158L1 157L3 158V156L4 157H9V156L11 157V155L8 153V151H10L12 149L15 150V151H18V152H23L24 151L27 154V151L29 150V148L27 146L30 147L33 144L32 143L30 145V141H29V145L25 144L26 142L28 143V139H29L28 137H27L28 139L27 138L24 139L26 136L22 137L23 136L22 134L15 135V137L17 136V140H18L17 141V140L14 139L15 137L13 138L11 136V134H10V136H8V137L14 139V140L11 139L12 142H10L9 139H6L7 137L4 139L3 134H2ZM6 133H4L5 136L8 135V134L6 135ZM18 137H19V139L22 140V142L18 139ZM260 138H262L261 143H260V140H259ZM7 140L9 141L10 144H8ZM14 141H17V142H14ZM13 142L17 146H15L14 144L11 145V143H13ZM31 142H34V141H31ZM18 143H19V145H18ZM7 144H8V146H7ZM21 146H24V148L22 147L23 150L22 149H17L18 147L21 148ZM34 146H36L37 148H35ZM33 147H32L33 149H38V148L40 149L41 148V147H38L36 144L35 145L33 144ZM32 148H30V150ZM203 149L204 150H202V148H200L199 151L198 150L194 151V154H192L191 157L188 158L189 161H187V162L185 160H181L180 159L181 161H185L186 163H189V164H186L184 162L187 165V167H189L187 169V173L190 175V174H192L191 171H193V173L196 174V172H197V173H199V175H202L203 177H205L207 185H209L207 190L213 191L214 194L216 193L217 194V196L215 194L216 197H219L221 200L226 202L227 205L230 206V208L228 209V212L231 209H232L231 211L235 210L236 213L238 212L237 214H235V212H233L231 214L229 213L230 215H227V216H229V217H231V215H236L237 216L239 213H240L239 214L240 216H237L236 220H235L234 216L227 220L228 217L223 216L225 214V212L221 211V213H224V214L221 215L222 217L218 216L220 213H218V215H217L218 218L221 217L220 219H216V215L214 217H212V218L208 217L207 221L210 220V218L211 219H213V218L215 219L212 222L210 221L212 224H214V226H212L214 229L210 226L211 223L206 225L209 221L208 222L206 221L204 223L205 225L203 224L204 226H201L202 225L201 222L198 221V220L197 221L195 220L196 222H198V223H195V224H197L199 229H197L198 227L194 224L193 226H195L196 228H194L193 231L195 232V230H198L199 232H196L195 236L193 235L194 237H191L192 233L190 232V234H189L190 236L187 237V239L184 238L183 236H185L184 235L185 233L187 234L188 230L192 231V226L191 227H187L186 225H188L190 223H193V220H191L190 222L182 221V223L176 222L178 225L180 223V224L185 225L187 228L185 226H183V225H179L178 226L176 224L178 226L177 227L175 225V223H172L171 225H173V224L175 225V227L173 225V228H171L172 229V233H173V234H171V236L172 237L173 236L176 237V238L173 237L175 239V241H173L174 243L170 242L172 245L169 244V242H168L169 237H168L167 233H165L166 236L165 235L164 236L166 238L164 237V239H166L167 242L162 240V241H160L161 242L160 244L162 245V242H163L166 245L167 249L164 247L165 245H163L162 247H160L161 245L157 247L158 250L161 251V252H162L161 248L166 249V251L163 250L164 255L158 251L156 253L157 254L159 253L161 256L160 255L156 256V254H155V257H157L156 260L153 259L154 256L151 258V260L155 261V262L157 261L156 263L153 262L154 264H171L169 258H167L166 256H168V254H171V252H172V250L174 248L176 250L177 247H181L180 249L183 250L185 247H189V248H187V250L189 251V253H188L189 257L187 258V261L184 264H238L239 256H240L238 254V252L241 253L244 250L243 249L244 247H242V246H244L243 245L244 242H241L242 238L240 239V237H239L241 234L236 235L237 234V229L236 228H239L241 225L242 226L245 225V226H243V230L245 231V232L243 231V234L245 233L247 236L251 235V236H248V240L249 241L247 243H249L250 240L253 242L252 239L254 237H256V241L257 242L254 241L253 243H258L259 242L261 244V246L259 245L260 247L258 248V247H256V245L254 246L253 243L251 242L249 244L248 250H250V246L251 245H253L252 248L254 250L252 251V253L250 252V254H248L249 251H247V253H245V254L248 257L252 256L251 258H253L254 255L257 256V257L259 256L258 258L255 257L256 259L255 258L252 259L253 261L255 260V262L253 264H255V263L257 264V262L258 263L260 262L259 264H261V263L264 264V262H261V261H264V249H262V248H264V210H262V208H264V207H262V208L258 207L259 205H264V184L260 185V184L255 183L253 181V179L248 175L249 173H245L244 176H242L240 173H243V172L237 171V169H235V167L233 169L232 167L234 166L233 165L234 160L231 159V157L229 159V156L226 157L225 155H221L220 154V155H216L217 157H215V158H211L212 159V161H211V160H209V156H208L209 152L206 150V148H203ZM224 150L227 151V149H224ZM46 151L49 152V150H47V149L44 150L43 149V152H46ZM37 152H35V153H37ZM43 152L41 151L40 154L42 155ZM31 154H33V153H31ZM46 154H47V152H46ZM12 155H16V153L14 152V154H12ZM51 155H53V153H51ZM199 155L200 156L202 155V156L199 157ZM44 156H46V155H44ZM44 156H43V158H44ZM179 156L181 157V155H179ZM185 156H186V154H185ZM26 157H28V155H26ZM50 157H52V156H50ZM2 158H1V160L3 161L5 158H3V159ZM46 158H44V159H46V161L51 159V158L48 159V154H47ZM200 158H202V159H200ZM52 159L54 160V158H52ZM41 160H42V158H40V161H39L40 163L42 161H44V160H42V161ZM53 160H50L49 162H51ZM175 160L176 159L174 157V161ZM196 160L198 161V163L196 162ZM232 160H233V163L231 165V161ZM46 161H45V164L48 162V161L47 162ZM177 161L178 162L175 161V163H173V169H171V174L173 173L172 176L178 174V173H176V171L178 172V170H179V168L177 166V163H179L180 161L178 159H177ZM49 162L46 165L47 167L49 166L48 169L42 167V169L38 168V170L36 168L37 172L35 171V169L32 171V174H31L32 183L30 181V185L29 186L25 187L24 184H23L24 182L20 183L21 180H24L23 178L19 179L20 182L17 181L18 182L17 187L21 188V190L23 191L22 193H19L21 191H18L19 195H18V193L17 194L14 193V194H10L11 196L9 195L6 198H3V199L1 198L0 199V257H1L2 261H3V258L4 259L7 258L8 259V264H45L46 260L50 262V263L48 262L49 264H51V263L52 264H63V263L64 264H130L131 260H133L134 261V262L132 261L133 264H142V262L145 261V260H143V261L141 260L142 261L141 263H139V261H140L142 253L146 252L147 249L145 250V248H142V247L138 248L139 251H137V253L139 255H136L137 258L134 256L136 258V259H134L132 256H129V250L128 251H127V249L125 250V248H127V247L124 248L122 246L123 245V240L125 239V241H126L127 235H128V239L127 240H129V237L131 236V233H130V231H128L129 228H127V227L124 228V226H128L129 225V222H126L128 224L127 225L124 222V220H121V218H120L121 216L116 219V218H114L116 216L115 215V216H113V218L110 217L108 219L107 216L109 214L107 216H105L103 213H99V212L96 214V210H95V212L93 211L95 214H92L93 212L89 213V210H88V212L84 213L83 215L78 214L79 212L76 213V214L80 215V217L78 216L79 218L77 220V216L75 214L76 219H73L71 222L76 221L75 223H73V224H76V225H77V222H78V226H77L78 229H79V227H82V225H83V228L87 229V228H89V223H90V226L93 225V228L96 226L95 224L100 225L104 229V232L106 233V235H107V233H110L112 230H114L115 235H117L116 232H118V234H119L114 239L113 238L110 239V237H106L105 236L107 238V242H106V239H104L105 237L103 238V240H105V241H103L101 236H99V235L97 236L96 235V237H95V235H92L91 237L94 236V238H91V240H93V242L91 244V242H90L91 240H90L89 241L90 244H88V245H90L89 247H91V245H93V247H95L94 249H93V247H91L92 250L90 248H88V246L87 247L85 246L86 249H84V246H82L84 244L80 243L79 240L77 241L75 239V237L72 236L73 235L72 232L68 233L71 230H69L67 228H70V227L71 228H75V227L74 226H69V221H68V223L65 222V221L61 222V220H60L61 216L59 217V215L57 213H55L57 215L52 214V212H53V211H51L52 209L49 208V207L47 208V206H50V204L48 203L49 199L47 200L46 197L49 196V195H53L55 197L59 196V195H62V193H57L56 189L58 190V187L62 186L60 184L64 185V183L65 184L69 183L71 181V179H73V177L75 179H76V177H78V179H79V175L80 174L79 175L77 174V169H79V168L76 167L75 164L74 165L73 164H68L69 166L66 165L65 169H64L65 173H63L64 174V176H63L64 179L61 180V179L58 178V174H56V169H55V166L53 165L55 162L53 164L49 163ZM5 163L0 166V170H1L2 166L3 167H4V165H5V167L7 166ZM45 164L43 165V162H42L43 166H45ZM38 167H40V166H38ZM70 168H72L73 170L72 169L70 170ZM17 169H19V168H17ZM226 169H228L229 172H230V169L231 170L233 169V170L231 171V173H229V172H227L228 170L226 171ZM16 170H11V171H12V173H14V171H16ZM142 171H144V170H142ZM44 172H45V174H44ZM140 172L141 171L138 172L137 169H134L133 175H134L135 179L131 180L130 185L128 187V189H129L128 193L129 192L131 193V191L134 190L135 192L134 191L133 192L136 193V196L138 195L139 198L141 196L144 197L145 203L146 202L147 203L152 202V201H154V198H152V196H153L152 194L154 193V189H153L154 186L152 188H151V186L152 185H156V184H154V183L152 184L151 182H149V178L150 177L147 176L148 173L145 172L146 173V174L144 173L145 175L142 174L140 176L139 175V174H141ZM85 173L86 174L88 173V175H89L90 172H85ZM85 173H84V176H86ZM88 175H87V178L84 177L83 175L82 176L80 175V176L82 177V179L86 178L85 180L87 181ZM148 175H150V174H148ZM189 175H186V176L189 177ZM50 176H51V179L53 178L51 180V182L54 183V184H53V186H51V188H49L50 189V192H49L48 190L45 189V187L43 188V186H44L43 182H45L46 179L49 178ZM239 176H242V177L238 178ZM247 176H249L250 179ZM193 177L196 178L195 175H193ZM262 177H264V174H262ZM60 178H62V177H60ZM54 179H56V180H54ZM89 179L90 180L92 179L91 181L94 182V185L98 184L97 182L95 184V181H93L94 177H93V173L92 172H91V174L89 176ZM187 179L190 181L191 178L190 179L186 178V180ZM199 179L201 180V178H199ZM26 180H28V178ZM79 180H81V179H79ZM91 181H90V183H91ZM139 181H140V183L142 185L139 183ZM151 181L154 182L153 179ZM189 181H188V183L192 182V181H190V182ZM244 181H246V182H244ZM195 182H196V184L201 183V181L197 183V180L194 181L193 183L195 184ZM149 183H151L152 185L149 184ZM134 184H136V185H134ZM137 184L138 185L140 184V185L138 186ZM55 185L57 186V188H56ZM189 185H191V184H189ZM240 185H241V187H240ZM116 187H115V190L118 189V191L116 190L115 193H110V195H111V197L118 199L117 197L121 196V195L118 193L119 192V188H116ZM133 187H134V189H133ZM188 187H190V186H188ZM194 187L195 186L192 187L193 190L194 189H198V191H199L200 188H198V187H201V189H202V188H206V185L205 186H200L199 185V186H197V188H194ZM146 188H148L149 191ZM240 188H241V190H243L242 192L240 191ZM52 189H54L53 190L54 192L52 191ZM146 190H147V192H150L152 190L151 194L150 193H149L150 195L149 194H144V193H147V192H144ZM51 191L53 193H51ZM201 192H203V189H202ZM204 192H205V190H204ZM207 192L208 191H206V194H207ZM244 192H245L246 196L244 195ZM126 193L127 192H124L122 194V196L124 195L123 196L124 199H126L128 196H130L129 194H126ZM238 193H240V195ZM90 194L91 193L85 194V193L81 192L80 194H78V196L80 195V197L86 198L87 195L90 196ZM125 194H126V196H125ZM190 194H192L193 197H194L193 199L195 201L197 200L198 202L202 201V200H200L201 197L204 198V195L203 196L201 195L202 193H200V195H201L200 197H199V194L195 193V192L194 193H190ZM195 194H197V195H195ZM21 195L23 197H21ZM92 195H94V197L98 196V195H96L94 193H92ZM107 195L109 196V194H107ZM84 196H86V197H84ZM103 196L106 198L105 194ZM103 196L101 195V197H103ZM196 196L199 197V198L196 199L195 198ZM111 197H109V198L111 199ZM105 198H101V199L105 200ZM206 198H207V195H206ZM108 199H106V200H108ZM210 200H212V199H210ZM109 201H113L114 202V200H109ZM207 201H209V200H207ZM253 201L256 202L254 205H253V203H254ZM113 202H112V204H113ZM116 202L118 203V200ZM203 202H205L204 199H203ZM104 203L105 202L103 201V204ZM110 204L111 203H109V205ZM114 204H115V202H114ZM125 204H127V203L125 202ZM207 204H208V208H210L211 204L210 203H207ZM256 204L258 206H255ZM97 205L102 206V205H100V202ZM109 205L107 206V203H106V205H103V208L106 207L108 210L112 209V207L110 206L111 207L110 208ZM60 207H61V205H60ZM116 207L117 206H115V208ZM119 207H120V205H119ZM41 209L42 210L45 209L46 212L45 211H41ZM119 209H118V213H117L118 215H122L124 212H126L125 207H124V209H121V210H119ZM219 209L220 208H218L216 211L219 212L218 211ZM104 211H106V210H104ZM49 212H51V213H49ZM85 212H86V210H85ZM108 212H111V210L108 211ZM112 212H113V209H112ZM112 212H111V215L113 214ZM46 213H47V215H46ZM82 213L83 212H81V214ZM213 213H214V211H213ZM215 214H216V212H215ZM98 215H99V217H98ZM41 216H43L42 219H41ZM223 217H224V221L222 219ZM69 218H70V216H69ZM69 218H67V220L71 219V218L70 219ZM79 219H80V221H79ZM168 219H169L168 222H170L171 219L170 218H168ZM231 220L233 221L232 223H231ZM234 220L236 221V223H234L235 222ZM242 220H244V221H242ZM125 221H127V220L125 219ZM172 221L175 222V220H172ZM228 222H230V224ZM83 223L85 225L87 223L88 225H86V226H88V227H84L85 225ZM220 223L225 226L224 228L222 227L223 231L221 230L222 231L221 233L220 232H215V231L213 232V230H216L217 228L221 229L220 226H222V225H220ZM242 223H244V224H242ZM66 224H68V225H66ZM167 224L169 225V223H167ZM50 225L52 227H50ZM171 225H169V226H171ZM100 226H99V228H100ZM207 226H210L211 228L209 229V228H207ZM232 226H233V228H232ZM249 226H250V228L252 227V230H249L250 229ZM97 227H95V228H97ZM128 227H130V226H128ZM182 227H184V228H182ZM234 227H235V229H234ZM186 229H187V231H186ZM230 229H232V230H230ZM124 230H125L126 233L124 232ZM200 230L203 233H200ZM203 230H205V231H203ZM229 230L231 232H228ZM17 231H19V232H17ZM183 231H184V233H183ZM209 231H211V232H209ZM250 231H251V233H250ZM166 232H168V231H166ZM227 232L229 233V235L231 233L232 237L229 236V235L226 236V234H228ZM168 233H170V232H168ZM216 233H217V235H216ZM255 233L259 234V235H256ZM204 235L206 237H203ZM215 235H216L217 238H215ZM47 236H50V237H47ZM89 236L90 235H87V237L90 239ZM71 237L73 238V240L71 239ZM99 237H101V238H99ZM226 237L227 238L231 237V238L227 239ZM250 237L251 238L253 237V238L251 239ZM95 238L97 240H95ZM99 239H101L100 240L101 242L99 241ZM161 239H163V238H161ZM182 239L184 241H182ZM178 240H180L179 244L176 245V242ZM189 240L191 241V243L189 242ZM228 240H229V242H228ZM243 240H245V239L243 238ZM119 241L122 242L121 247H122L123 250L121 248H118V247L114 248V246L110 247V246H112L111 245L112 243H118L119 246H120L121 242H119ZM226 241H227V243H226ZM37 242H39V243H37ZM48 242H50V245L48 247H46ZM71 242H72V244H71ZM95 242H96V245L94 246L93 243H95ZM69 243H70V245H69ZM99 243H101V244H99ZM203 243H205V244H203ZM234 243H236L235 244L236 246L234 245ZM118 244L116 246H118ZM186 244H187V246H186ZM126 245L127 244H124V246H126ZM188 245H190V246H188ZM203 245H204V248H203ZM67 246L68 247L70 246L71 249H70V247L68 248ZM234 246H235V248H234ZM32 249H34V250L32 251ZM238 249L239 250L242 249V250L239 251ZM257 249H259V251H257ZM47 250H50V251L48 252V255L44 257L43 253L45 251H47ZM219 250H221V251H219ZM33 252L36 253V255H33L32 254ZM50 255H52V256H50ZM163 256H164V259H162ZM247 256H246V260L245 259L244 260L246 262L247 261L253 262L251 260V258L248 259ZM138 257H140V258H138ZM259 258H261L262 260L259 261L258 260ZM9 260H10V262H9ZM256 260H258V261H256ZM62 261H64V262H62ZM153 263H151V264H153ZM5 264H7V262ZM244 264H246V263H244ZM250 264H252V263H250Z\"/></svg>", "mask_w": 264, "mask_h": 264}]
</instances>
